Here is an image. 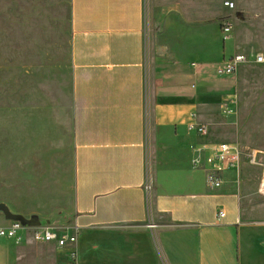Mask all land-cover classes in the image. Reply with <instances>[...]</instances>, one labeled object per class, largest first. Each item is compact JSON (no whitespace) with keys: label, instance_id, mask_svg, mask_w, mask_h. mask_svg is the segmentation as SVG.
<instances>
[{"label":"crops","instance_id":"0c3cea01","mask_svg":"<svg viewBox=\"0 0 264 264\" xmlns=\"http://www.w3.org/2000/svg\"><path fill=\"white\" fill-rule=\"evenodd\" d=\"M207 1L72 0V203L58 230L77 232L78 241L3 239L0 264H264V213L244 209L259 183L240 185L241 177L255 179L242 171L247 165L261 171L264 190V151L243 148L240 111V73L264 61L217 74L228 59L252 52L240 51L233 31L224 39V27L210 50ZM214 106L220 125L228 124L225 108L236 107L233 140L209 138L204 112ZM251 127L263 135L264 126ZM220 142L258 151L262 165L244 159L214 190L207 158ZM219 198L234 200L232 214L214 206Z\"/></svg>","mask_w":264,"mask_h":264},{"label":"rangeland","instance_id":"374dc122","mask_svg":"<svg viewBox=\"0 0 264 264\" xmlns=\"http://www.w3.org/2000/svg\"><path fill=\"white\" fill-rule=\"evenodd\" d=\"M226 1L234 8L226 9ZM207 11L211 51L221 27L230 26L240 51L252 52L249 60L264 54V0H208ZM72 14V0H0V227L21 220L27 240L33 227L65 229L71 214ZM240 74L243 148L264 151V133L257 136L251 127L264 126V65ZM226 108L227 125H220L219 107L204 112L212 123L210 139L222 133L233 140L236 107L232 113ZM242 171L255 179L241 177V186L254 190L252 183H259L244 209L262 214L261 171L247 165ZM233 201L219 198L214 206L232 214Z\"/></svg>","mask_w":264,"mask_h":264},{"label":"built area","instance_id":"2783aa9c","mask_svg":"<svg viewBox=\"0 0 264 264\" xmlns=\"http://www.w3.org/2000/svg\"><path fill=\"white\" fill-rule=\"evenodd\" d=\"M225 7L233 9L235 4L230 1L225 2ZM225 37L227 38L231 33V27L226 26L223 28ZM257 63L261 64L264 61L263 56L257 55L254 59ZM248 56L244 54H237L232 58L225 61L217 68V74L219 76H232L234 75L238 68L248 62ZM232 104H235L233 99ZM230 110L229 113H232ZM199 132L206 133L207 126L201 124L199 127ZM244 159L250 161L252 165H262L258 161V151L252 150L251 152H245L237 145L229 142L217 143L213 148V154L207 158L208 163L211 168L207 171V184L210 188L218 190L223 186L224 173L227 170L235 169L237 170L242 165ZM198 161H195V166ZM147 193L151 191L150 184L145 187ZM225 213L221 211L219 213V218H223ZM150 230H154L156 225L150 223L148 224ZM25 230V226L20 220L12 222L9 227H0V241L3 239H13L20 242L22 237L19 232ZM32 240L36 243H51L56 242L60 247L75 246L78 241L77 232L69 233L68 231H60L58 229H52L49 227H33L31 230ZM262 239L264 242V225L262 226ZM72 260H75V254H72Z\"/></svg>","mask_w":264,"mask_h":264},{"label":"water","instance_id":"95a60500","mask_svg":"<svg viewBox=\"0 0 264 264\" xmlns=\"http://www.w3.org/2000/svg\"><path fill=\"white\" fill-rule=\"evenodd\" d=\"M21 221V220H20ZM23 223V222H22ZM24 224V223H23Z\"/></svg>","mask_w":264,"mask_h":264}]
</instances>
